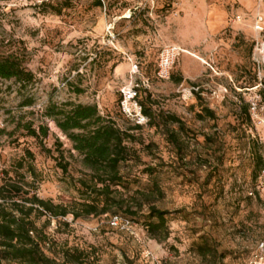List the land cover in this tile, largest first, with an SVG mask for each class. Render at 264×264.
<instances>
[{
    "label": "rangeland",
    "instance_id": "1",
    "mask_svg": "<svg viewBox=\"0 0 264 264\" xmlns=\"http://www.w3.org/2000/svg\"><path fill=\"white\" fill-rule=\"evenodd\" d=\"M101 1L0 0V55H19L34 74L25 85L0 79L6 201L21 209L57 264H246L264 257V69L252 59L264 0ZM167 43L186 52L159 79L158 52ZM142 81L136 98L151 123L146 115L136 123L119 106L120 90ZM70 103L95 104L130 134L120 180L105 192L100 184L93 190L92 171L50 117ZM41 125L45 137L29 134ZM36 199L65 215L46 212ZM92 201L109 210L75 216ZM149 205L167 211L163 239L146 230ZM115 214L130 225L111 224ZM201 245L210 251L202 254Z\"/></svg>",
    "mask_w": 264,
    "mask_h": 264
},
{
    "label": "trees",
    "instance_id": "2",
    "mask_svg": "<svg viewBox=\"0 0 264 264\" xmlns=\"http://www.w3.org/2000/svg\"><path fill=\"white\" fill-rule=\"evenodd\" d=\"M96 5H101V0H96ZM0 79H13L25 85L34 80V74L29 70L22 57L14 53L0 55ZM141 105V103H140ZM142 113L152 119L150 111L141 105ZM210 114L211 111H208ZM52 122L58 132L66 137L72 148L81 155L82 164L92 171L95 178L92 187L96 191V185L100 184V191L109 190V186L118 184L120 180V164L127 159V139L130 134L121 129L108 117L99 114L95 104H72L68 108L59 109L52 113ZM173 121L177 119L171 117ZM138 126V125H137ZM30 135L36 138H43L47 135V128L39 126V132L28 128ZM253 156L261 162L260 154L253 150ZM261 165L258 166L260 169ZM66 170V165H62ZM107 197V196H106ZM5 195L0 191V264H57L42 251L39 242L33 236V229L30 221L21 213V209H13ZM38 204L50 214L65 215L64 208L52 205L48 201L36 199ZM102 201L105 202V199ZM98 202H85L80 212L75 216L105 213L109 209L101 207L98 209ZM134 214L133 211H129ZM166 210L149 205V219L145 222L146 230L150 236L163 239L167 236ZM116 215V214H115ZM131 221L130 218L124 217ZM210 251L207 245L199 247Z\"/></svg>",
    "mask_w": 264,
    "mask_h": 264
},
{
    "label": "built area",
    "instance_id": "3",
    "mask_svg": "<svg viewBox=\"0 0 264 264\" xmlns=\"http://www.w3.org/2000/svg\"><path fill=\"white\" fill-rule=\"evenodd\" d=\"M253 29L257 35L255 37L252 59L255 62L258 71H260L264 69V36H261V33H264V26L262 25L261 18L259 16L254 19ZM184 51L185 49L176 43L164 44L158 52L156 76L159 79H168L173 64L179 55L184 53ZM141 85H144L143 81L141 84H130L120 90V110L126 117L133 119L136 123H145L147 120L146 116L142 113L141 105L136 98L138 89ZM259 100V95H256V97L250 100L249 111L251 114H254L258 109ZM130 222V220L119 217L118 215H113L110 218V223L113 225L120 223L123 227H128ZM150 264L165 263L154 260ZM246 264H264V257L262 255H257L249 259Z\"/></svg>",
    "mask_w": 264,
    "mask_h": 264
},
{
    "label": "bare ground",
    "instance_id": "4",
    "mask_svg": "<svg viewBox=\"0 0 264 264\" xmlns=\"http://www.w3.org/2000/svg\"><path fill=\"white\" fill-rule=\"evenodd\" d=\"M186 52V49H185V51H184V53Z\"/></svg>",
    "mask_w": 264,
    "mask_h": 264
}]
</instances>
